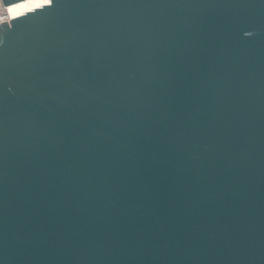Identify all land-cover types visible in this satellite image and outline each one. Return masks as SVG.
<instances>
[{
    "label": "water",
    "instance_id": "95a60500",
    "mask_svg": "<svg viewBox=\"0 0 264 264\" xmlns=\"http://www.w3.org/2000/svg\"><path fill=\"white\" fill-rule=\"evenodd\" d=\"M0 264H264V0L1 22Z\"/></svg>",
    "mask_w": 264,
    "mask_h": 264
},
{
    "label": "bare ground",
    "instance_id": "6f19581e",
    "mask_svg": "<svg viewBox=\"0 0 264 264\" xmlns=\"http://www.w3.org/2000/svg\"><path fill=\"white\" fill-rule=\"evenodd\" d=\"M40 1L41 0H23L2 8L0 10V23L3 21H9L13 17L21 15L27 9H32V6ZM9 9H11V11Z\"/></svg>",
    "mask_w": 264,
    "mask_h": 264
},
{
    "label": "built area",
    "instance_id": "2783aa9c",
    "mask_svg": "<svg viewBox=\"0 0 264 264\" xmlns=\"http://www.w3.org/2000/svg\"><path fill=\"white\" fill-rule=\"evenodd\" d=\"M4 7H7L6 5H4V3H3V1L2 0H0V10L2 9V8H4Z\"/></svg>",
    "mask_w": 264,
    "mask_h": 264
},
{
    "label": "rangeland",
    "instance_id": "374dc122",
    "mask_svg": "<svg viewBox=\"0 0 264 264\" xmlns=\"http://www.w3.org/2000/svg\"><path fill=\"white\" fill-rule=\"evenodd\" d=\"M42 1H44V0H41L40 2H42Z\"/></svg>",
    "mask_w": 264,
    "mask_h": 264
},
{
    "label": "snow or ice",
    "instance_id": "6c2138e0",
    "mask_svg": "<svg viewBox=\"0 0 264 264\" xmlns=\"http://www.w3.org/2000/svg\"><path fill=\"white\" fill-rule=\"evenodd\" d=\"M11 11V9H9Z\"/></svg>",
    "mask_w": 264,
    "mask_h": 264
}]
</instances>
